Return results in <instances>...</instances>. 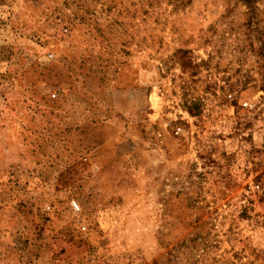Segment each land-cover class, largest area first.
<instances>
[{"label":"rangeland","instance_id":"obj_1","mask_svg":"<svg viewBox=\"0 0 264 264\" xmlns=\"http://www.w3.org/2000/svg\"><path fill=\"white\" fill-rule=\"evenodd\" d=\"M0 264H264V0H0Z\"/></svg>","mask_w":264,"mask_h":264},{"label":"built area","instance_id":"obj_2","mask_svg":"<svg viewBox=\"0 0 264 264\" xmlns=\"http://www.w3.org/2000/svg\"><path fill=\"white\" fill-rule=\"evenodd\" d=\"M244 105H246L245 102H244ZM178 131H179V127H176V130H174V133H178ZM221 186L223 187L224 183H221ZM67 208H68L69 212L72 214H77L79 212L78 203L74 199L67 200ZM80 228L82 230L84 229L83 226H81Z\"/></svg>","mask_w":264,"mask_h":264}]
</instances>
